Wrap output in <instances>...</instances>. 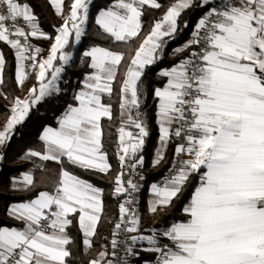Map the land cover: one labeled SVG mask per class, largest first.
<instances>
[{
    "label": "snow or ice",
    "instance_id": "snow-or-ice-1",
    "mask_svg": "<svg viewBox=\"0 0 264 264\" xmlns=\"http://www.w3.org/2000/svg\"><path fill=\"white\" fill-rule=\"evenodd\" d=\"M50 3L57 15H64V0ZM90 3L72 0L53 38L40 28L27 3L0 0V41L15 50L16 83L23 87L28 79L25 61L31 62L33 70L38 68L37 84L23 99L12 100L11 115L0 128V146L11 139L33 107L60 93L58 81L72 60V53L65 49L70 37L79 42L85 34ZM208 3L175 0L127 59L120 82L119 107L122 117H127L118 129L122 171L115 177L113 195L128 198L119 204L111 253L100 251L89 264H116L109 256L117 257L120 245L125 257L138 256L136 247L143 242L147 246L142 251L156 254L154 264H264V0H222L209 8L195 24L191 38L173 50L181 54L199 47V51L192 50L188 57L158 73L166 82L153 91L160 133L153 166L165 159L173 137L183 142L175 147L177 160L169 174L161 183L151 184L148 211L155 215L172 207L197 176L198 183L182 208L185 218L163 230L153 227L142 232L141 217L130 207L134 202L131 194L139 187L132 179L124 180L126 165L135 170L144 164L142 155L136 157L149 135L139 112V86L145 69L161 58L164 38L175 36L182 12ZM145 6L162 7L158 0H114L99 11L95 24L108 38L130 42L142 33ZM29 37L54 40L45 59H38L41 49L34 48ZM83 57L90 60L92 71L81 81L74 103L58 118V127L43 129L39 139L44 150L29 149L24 158L57 163L66 158L79 168L107 174L111 165L103 151L101 120L112 119V105L104 103L103 96H111L126 55L93 46ZM5 64L0 53V84ZM132 109L137 110L135 117ZM127 126L138 132L128 131ZM34 183L30 171L13 178L14 188L26 190ZM102 212L103 189L62 167L53 192L41 191L31 200L8 207V215L23 222V227L0 226V264H67L71 256L68 246L73 243L67 231L73 224L70 217L78 215L83 245L91 248ZM121 233L124 240L117 239ZM162 239L169 243H161ZM119 264H127L126 259L120 258Z\"/></svg>",
    "mask_w": 264,
    "mask_h": 264
},
{
    "label": "trees",
    "instance_id": "trees-1",
    "mask_svg": "<svg viewBox=\"0 0 264 264\" xmlns=\"http://www.w3.org/2000/svg\"><path fill=\"white\" fill-rule=\"evenodd\" d=\"M21 4L27 3L38 18L40 28L55 37V28L63 23L68 15L72 0H66L64 4V15L56 14L54 7L49 0H19ZM162 5L160 9L144 7L142 16L143 30L138 38L130 42H116L108 38L95 24V17L101 9L109 7L114 0H93L89 4V19L85 34L76 45L73 39L66 51L73 52V59L65 66V71L58 81L61 89L59 94L47 97L37 106L33 107L26 120L18 125L11 139L2 146L0 150V226L22 228L23 222L17 221L8 215V207L13 203H20L31 200L41 191L53 192L59 181L60 170L63 167L74 175L89 181L96 187L103 189V212L97 226L96 235L92 237V247L86 248L83 245V234L78 225V215L70 217L73 224L68 228V234L72 237L73 243L68 246L71 256L67 258V264H89V261L96 258L98 253L107 250L111 253V240L115 223L119 220V204L123 201L124 195L114 196L115 177L122 171L117 155L118 129L121 121L120 105V82L123 79L127 66V59L134 54L139 43L144 39L151 29L152 24L159 20L167 8L175 0H158ZM196 5L201 0H195ZM211 4L204 7L194 6L182 12L178 18V30L173 38H164V47L161 58L156 63L147 66L145 75L142 77L140 89V118L146 123L149 135L145 138L142 154L145 157V171L147 173V185L142 195L140 208L141 231L153 227L163 230L171 222L184 219L182 208L187 203L194 186L198 183V177L193 176L191 183L184 190L183 195L174 200L172 207L165 209L155 215L148 211L149 187L152 183L158 182L161 176L169 170L174 158V146H169L165 159L158 165L153 166L152 160L155 148L158 145L159 127L157 124L158 101L153 96L154 88L164 86L166 78L158 73L162 69L170 68L181 59L188 57L192 49L181 54H174V49L182 47L190 38L195 24L209 10ZM187 22V27H185ZM33 42L41 49V55L47 53L53 39L37 38ZM93 46H102L114 51H122L126 55L124 64L120 67L116 81L113 82L111 96L104 95L103 102L112 105V119L103 118L101 121L103 129V150L107 153L111 164V170L107 173H100L94 170H85L70 164L65 158L62 163L55 161H44L43 167L35 168L32 159H25V153L31 149L43 151L44 145L39 136L47 126L58 125V118L62 115L68 104H73V96L81 87V81L92 69L88 67L90 60L83 57V53ZM0 49L5 57V68L3 72V84L0 85V128L6 123L11 115L10 108L15 97L24 98L28 89L36 81L35 70L28 76L23 87L15 80L16 58L15 50L7 43L0 41ZM136 109L133 113L136 114ZM31 172L34 177V185L29 189L13 187V178H20L22 173ZM125 176V175H124ZM126 180V177H124ZM138 256H133L129 264H143L145 261H154L156 254L144 252L141 248L136 249Z\"/></svg>",
    "mask_w": 264,
    "mask_h": 264
},
{
    "label": "built area",
    "instance_id": "built-area-1",
    "mask_svg": "<svg viewBox=\"0 0 264 264\" xmlns=\"http://www.w3.org/2000/svg\"><path fill=\"white\" fill-rule=\"evenodd\" d=\"M221 3H222V0H215L214 3H213V5H212L211 7H213V6H218V5L221 4ZM211 7H210V8H211ZM19 24H20L21 26H24V27L26 28V26L24 25L23 20H20V21H19ZM26 30H27V28H26ZM29 43H30L34 48L36 47L35 43H34L33 40H32V37H29ZM192 50L199 51V47H195V49H192ZM192 50H191V51H192ZM25 64H26V70H27L28 73H29L28 76H30V74L34 71V70L32 69V67L30 66L31 62H30V61H25ZM137 132H138L137 129H134V130H133V133H134V134H136ZM176 139H177V144L183 142L182 138H179V139L176 138ZM141 155H142V154H137V157H136V158H139V156H141ZM142 156L144 157V155H142ZM183 158H186V157H185V156H181V157H180V159H183ZM176 160H177V157H176V155L174 154V158H173V160H172V163H171L170 168H172V166H173V162L176 161ZM131 162H132V161H129V163H131ZM144 162H145V157H144ZM170 168H169V169H170ZM123 172H124V175H125L124 177H126V181H127L128 179H132L133 182L136 183V184L138 185V187H139V191H137V192H132V194H131V197H130V198L133 199L134 202H133L132 205H130V207L136 209V210L138 211L139 215H140V208H141V205H142V195H143L144 189L146 188V185H147V178H148V177H147V173H146V171H145V163H144L142 166H137L135 170H132L130 167H128V166L126 165V166L123 168ZM168 174H169V170L165 173L164 176H161V177H160V179L158 180V183H161V182L163 181L164 177L167 176ZM141 177H143V178H141ZM126 198H128V197H126V196L124 195L123 201H124V199H126ZM123 201H122V202H123ZM117 239H118V240H124V239H125L124 234L121 233V234L117 237ZM161 243H167V241L164 240V239H162V240H161ZM123 247H124L123 245H120V246L118 247V249H117L118 256H117V257L113 258V257L109 256V258H112V259L116 262V264H119V260H120V258H125L126 261H127V264H129V263L131 262L132 258H133V256H127V257H125V253H124ZM111 251H112V248H111ZM154 261H155V260H154ZM154 261H150L149 264H154ZM143 264H145V262H144Z\"/></svg>",
    "mask_w": 264,
    "mask_h": 264
},
{
    "label": "crops",
    "instance_id": "crops-1",
    "mask_svg": "<svg viewBox=\"0 0 264 264\" xmlns=\"http://www.w3.org/2000/svg\"><path fill=\"white\" fill-rule=\"evenodd\" d=\"M50 1V0H49ZM65 1L66 0H64V4H65ZM91 1H93V0H91ZM214 1L215 0H209V3L208 4H211V5H213V3H214ZM51 4V3H50ZM66 17V16H65ZM86 26H87V24L85 25V29H86ZM37 38H39V37H32V39H37ZM165 38H167V37H165ZM169 38V37H168ZM73 39V41H74V43H75V38H74V36H72V37H70V41ZM77 45V44H76ZM66 50V49H65ZM0 53H2V51H1V49H0ZM72 53V59H73V52H71ZM71 62V61H70ZM69 62V63H70ZM36 72V71H35ZM1 85V84H0ZM163 87V86H162ZM106 95V94H105ZM22 99V98H21ZM132 111H133V109H132ZM132 115L135 117V115L136 114H134L133 112H132ZM103 119V118H102ZM127 119V117L126 116H123L122 117V115H121V121H120V126H119V128L121 127V124H122V120H126ZM141 119V118H140ZM102 121V120H101ZM158 124V123H157ZM50 127H53V126H50ZM57 127H58V125H57ZM158 127H159V125H158ZM53 128H56L55 126L53 127ZM135 128L133 127V126H127V130L128 131H131V132H133V130H134ZM118 135H119V132H118ZM158 141H159V139H158ZM144 144H145V142H144ZM176 145H177V139L175 138V137H173L170 141H169V143H168V145H167V148L165 149V153H164V155L166 154V152H167V150H168V148H169V146H174V151H175V147H176ZM160 146V142H158V145H157V147L155 148V149H157L158 147ZM144 147V146H143ZM118 149H119V136H118V146H117V152H118ZM142 150H143V148H142ZM142 150L140 151V152H138L137 154H142ZM104 151V150H103ZM155 153H156V150H155ZM143 155V154H142ZM108 157V156H107ZM154 158H155V154H154V157H153V160H154ZM153 160H152V162H153ZM40 161V160H39ZM42 164L44 163V161H40ZM108 162H109V160H108ZM109 164H110V162H109ZM153 164V163H152ZM111 165V164H110ZM124 180H125V178H124ZM126 181V180H125ZM155 183H158V182H155ZM151 186V185H150ZM149 189H150V187H149ZM149 192V198H148V205H149V201L152 199V193H151V191L149 190L148 191ZM143 232V231H142ZM145 234H147V233H145ZM164 240H166V239H164ZM167 241V240H166ZM167 243H169V241H167ZM147 246V244H146V242H143L142 244H140V245H137V247H136V249H139V248H142V247H146Z\"/></svg>",
    "mask_w": 264,
    "mask_h": 264
},
{
    "label": "rangeland",
    "instance_id": "rangeland-1",
    "mask_svg": "<svg viewBox=\"0 0 264 264\" xmlns=\"http://www.w3.org/2000/svg\"><path fill=\"white\" fill-rule=\"evenodd\" d=\"M82 38V37H81ZM80 42V41H79ZM79 42H76L75 41V44H78ZM36 45V44H35ZM36 47H38V45H36ZM48 54H49V51L47 52V53H45V54H43V55H39V57H38V59H45L47 56H48ZM57 64H59L60 62H56ZM35 71L37 72L38 71V68L37 69H35ZM23 99V98H22ZM1 148H2V146H0V150H1ZM32 160H33V162H34V164H35V168H37L38 167V165H41L42 163L39 161V159L38 158H35V157H33V158H31Z\"/></svg>",
    "mask_w": 264,
    "mask_h": 264
}]
</instances>
